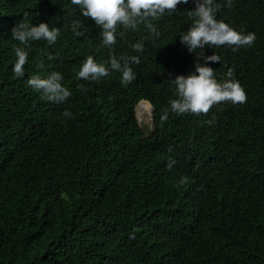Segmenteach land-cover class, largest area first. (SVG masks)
Returning <instances> with one entry per match:
<instances>
[{
	"label": "trees",
	"instance_id": "trees-1",
	"mask_svg": "<svg viewBox=\"0 0 264 264\" xmlns=\"http://www.w3.org/2000/svg\"><path fill=\"white\" fill-rule=\"evenodd\" d=\"M193 7L152 19L158 37L143 23L118 26L109 48L70 0H0V264H264V0H217L216 18L256 40L204 49L220 57L208 62L218 81L233 70L246 102L162 122L175 98L169 74L194 71L178 36ZM22 19L60 34L32 41L16 77L11 28ZM88 55L105 64L137 55L136 78H77ZM54 71L71 92L61 103L27 83ZM141 104L153 108L150 126L140 125Z\"/></svg>",
	"mask_w": 264,
	"mask_h": 264
},
{
	"label": "clouds",
	"instance_id": "clouds-1",
	"mask_svg": "<svg viewBox=\"0 0 264 264\" xmlns=\"http://www.w3.org/2000/svg\"><path fill=\"white\" fill-rule=\"evenodd\" d=\"M190 0H70L71 5L79 10V14L90 18L96 26H99L102 44L111 48L116 43L118 26L124 29L135 30L140 23H143L150 33L159 36V30L152 19L161 16L174 14L177 6L188 4ZM194 7L188 10L192 24L179 36L180 44L189 53H194V71L187 75L169 74V81L174 85L175 98L170 99L168 106L162 109L160 120L168 119L169 113L179 114H200L207 113L209 109L220 102L231 104H243L247 100V94L239 80L234 78L231 68L225 73V78L218 81L214 75V68L208 62H220V57L213 52L205 55V46H232L233 50L240 47H251L256 40L255 32L237 31L229 23L216 18L217 0H191ZM231 6L232 0H225ZM80 21H74L75 25ZM75 30V29H74ZM60 34L58 27H50L49 23L39 22L32 24L25 20L19 21L11 28V39L19 42L14 48L15 61L11 71L16 77L24 74V65L28 61L29 53L27 48L32 41L44 40L53 44ZM79 35V32H75ZM136 52L144 50L142 42H135L131 45ZM197 49L203 55L197 54ZM201 60L204 62L201 63ZM137 55L119 56L110 55L107 64L97 62L92 55L86 56L77 78L84 80H96L107 76L110 71L120 73V82L129 84L135 78L131 63H139ZM64 76L59 71L50 73L46 78L32 76L27 80L29 86L37 91L42 98L61 103L66 101L71 92L62 83ZM77 87H82L77 85ZM64 116L70 117L72 113L65 110ZM175 160L170 159L168 167L171 168ZM188 177L181 176L177 181V187L185 184Z\"/></svg>",
	"mask_w": 264,
	"mask_h": 264
},
{
	"label": "rangeland",
	"instance_id": "rangeland-1",
	"mask_svg": "<svg viewBox=\"0 0 264 264\" xmlns=\"http://www.w3.org/2000/svg\"><path fill=\"white\" fill-rule=\"evenodd\" d=\"M137 117L142 126H150L151 124V110L146 105H137Z\"/></svg>",
	"mask_w": 264,
	"mask_h": 264
},
{
	"label": "water",
	"instance_id": "water-1",
	"mask_svg": "<svg viewBox=\"0 0 264 264\" xmlns=\"http://www.w3.org/2000/svg\"><path fill=\"white\" fill-rule=\"evenodd\" d=\"M153 114V108H152V106H151V115Z\"/></svg>",
	"mask_w": 264,
	"mask_h": 264
}]
</instances>
